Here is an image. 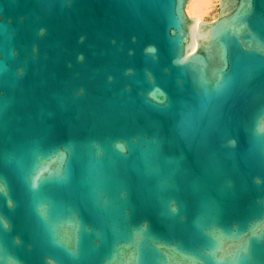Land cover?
I'll list each match as a JSON object with an SVG mask.
<instances>
[{
	"label": "water",
	"instance_id": "water-1",
	"mask_svg": "<svg viewBox=\"0 0 264 264\" xmlns=\"http://www.w3.org/2000/svg\"><path fill=\"white\" fill-rule=\"evenodd\" d=\"M0 0V264H264V0Z\"/></svg>",
	"mask_w": 264,
	"mask_h": 264
},
{
	"label": "bare ground",
	"instance_id": "bare-ground-1",
	"mask_svg": "<svg viewBox=\"0 0 264 264\" xmlns=\"http://www.w3.org/2000/svg\"><path fill=\"white\" fill-rule=\"evenodd\" d=\"M212 7L213 0H189L186 6V12L190 18H194L199 21H206L203 20L204 14L209 12Z\"/></svg>",
	"mask_w": 264,
	"mask_h": 264
},
{
	"label": "rangeland",
	"instance_id": "rangeland-1",
	"mask_svg": "<svg viewBox=\"0 0 264 264\" xmlns=\"http://www.w3.org/2000/svg\"><path fill=\"white\" fill-rule=\"evenodd\" d=\"M218 5H219V1L213 0V7L211 8V10L209 12L204 14L203 20L212 21L215 18H217V16H218Z\"/></svg>",
	"mask_w": 264,
	"mask_h": 264
}]
</instances>
